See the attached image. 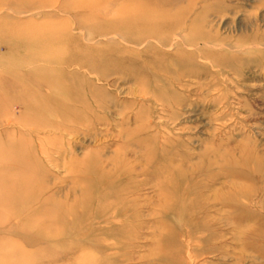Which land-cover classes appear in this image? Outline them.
<instances>
[{"label": "rangeland", "instance_id": "1", "mask_svg": "<svg viewBox=\"0 0 264 264\" xmlns=\"http://www.w3.org/2000/svg\"><path fill=\"white\" fill-rule=\"evenodd\" d=\"M256 23L264 0H0V185L52 209L30 226L0 215V264H264V54L209 46ZM72 88L74 124L55 112ZM91 168L116 191L85 204ZM179 171L188 200L210 199L195 233L161 211Z\"/></svg>", "mask_w": 264, "mask_h": 264}, {"label": "bare ground", "instance_id": "2", "mask_svg": "<svg viewBox=\"0 0 264 264\" xmlns=\"http://www.w3.org/2000/svg\"><path fill=\"white\" fill-rule=\"evenodd\" d=\"M76 61H79V60H76ZM79 62H82V61L80 60ZM72 91L75 94L73 88H72ZM66 93H67V91H66ZM79 97H80V94L79 93H76L75 96L63 98L64 100H66V102L64 103V100H62V102H61L62 104L61 103L58 104V105L56 104V106H55L56 107L55 108L56 115H59V116L62 115L64 117H66L68 115V113L70 114V112H68V110H72L73 113L75 111L81 112L82 110L85 112L84 107H83V109H81L80 106L77 107L78 103L77 104H74L72 102L73 100H78ZM45 103L48 104V105H50V103H53V100L51 99L49 102H45ZM46 104H43V106H40V104L37 103L34 100V101L28 103L27 110L28 111H31V112H39V108L40 107H44V105H46ZM73 109H75V111ZM68 116H69V122H67V123H73V124L76 123L75 119L73 118L74 115H68ZM50 124L53 125V123H50ZM61 124H62L61 122L60 123H57L56 122L55 125H53V126H58L59 127V125H61ZM63 128H64V126H63ZM130 142H131V140H130ZM38 146H39L38 148H40V149L43 148V151H45V148L43 147L42 144H40ZM6 149L3 148L2 150H5L6 151ZM4 154L5 153L0 154V158H2L3 157L2 155H4ZM7 159H9V158H7ZM15 163L16 162H14V164ZM80 163H81V166H82L83 165V162H80ZM94 165H95V163H94ZM209 166H210V163L207 165V167H209ZM7 168L8 167H6V166L0 168V172H2L1 173L2 174L1 177H5L6 178V176H9L8 174H10L11 171L9 170L10 168H8V169ZM81 168H82V173H86V170L87 169L85 168V166H82ZM27 172L21 171V172H18L16 175L25 176V177H27L29 179L31 177H33V172L31 173L32 175L31 174L29 175ZM90 172H92L94 174V176H93V178L91 180L80 179L82 181V184L87 189V191L84 192L85 194H84V197H83L85 204H87V202H89L92 199V197H94L96 194H97L98 197H103V196H109V195L115 193V191H116L115 189L114 190H112V189L110 190L109 188H107L106 185L104 186L105 188L102 187V184L100 182H101V178L102 179L103 178L104 179L106 178V174L105 173H103V175H100L99 172L96 171V168H94V169L91 168V171ZM180 173H181V171L174 172L173 178H175V179H174V184L172 185V188H174L172 190H174V192L170 195V197H167L168 198V202H167L166 205H164L161 208V211H164L166 213L167 212L168 213L171 212L173 214L175 213L176 215H178L179 213L182 214V215H183V213H186V216H185L186 218H184V219H186L187 222L190 221L187 218H189L191 220L192 219L198 220L199 223L201 222L199 224V226H196L195 224H194V226L193 225H190V226L193 227L192 230H194V233H195L196 231H198V229L201 228L200 227L201 224H203V226L207 224V222L205 220L207 218V213H208V210H209L208 201L210 199L206 198L203 201H201L199 199H196V198L195 199H192V200H188L189 197H191V196H193L194 194L197 193L195 191L196 189L193 188V187H195L194 184L196 185V182H195L196 179L194 178V176H189V177L180 176ZM95 174L97 176H100L101 178L96 177ZM244 174L250 175L252 173H244ZM13 175H15V174H13ZM204 181H206V180H204ZM0 186H1V189H2V191L0 193V215H3V217H4V220L3 219L1 220V222H3L1 224L7 223L8 221H14L15 219H22L23 218L25 220V222H26V225L27 226H30L29 224H31V225L33 224V223H30V222H35L38 219V218L35 219V216H38V217H49V216L51 217L52 216V209L49 208L48 205L46 207H44L43 209H40L39 215H36L35 213H32L33 210L32 211L28 210V206L30 205V203L33 202V200L35 198H37L36 195L40 194L41 193V190L34 191V192L33 191L32 192H24L23 189H25V186H27V184L26 183H21V184L19 183V185H17V186H18V188H20V190L9 193V192H5L3 190H8L9 187H14V186H12L11 184H7V183L6 184L5 183H2ZM5 188H8V189H5ZM89 188H94V189H97L98 191H97V193H91L90 190H89ZM181 193L183 195H180ZM213 199H214V201L216 199L221 200V197H213ZM200 206L203 208V209H201L202 211L201 210H200V212L197 211L198 212V213L196 212L197 214H195L194 212H192V210H193L194 207H198V209H199ZM213 206L215 207L216 205H213ZM75 207H76L75 209L65 210L64 211V214L67 217L69 214H71V212L76 213V210L77 211L79 210L80 212L78 214V218H76V221L79 222V221H81L84 218V216L86 217L87 214H85V211L82 212L83 210H81V207L82 206L80 204L77 203ZM89 215H90V213H89ZM120 215H123V214L120 213ZM223 217H225V216H223ZM21 223H22V221H21ZM3 228H5V227H3ZM5 229L8 230L7 227ZM5 229H3V230H5ZM26 229L27 228H25V230ZM12 230H14V229L9 228V233ZM107 230L110 232L109 229H107ZM107 230L101 231L100 234L107 233L108 232ZM25 233H27V232H25ZM0 248H2V247L0 246ZM4 254H5V252H4Z\"/></svg>", "mask_w": 264, "mask_h": 264}, {"label": "clouds", "instance_id": "3", "mask_svg": "<svg viewBox=\"0 0 264 264\" xmlns=\"http://www.w3.org/2000/svg\"><path fill=\"white\" fill-rule=\"evenodd\" d=\"M258 14L247 17L249 21H254ZM257 33H264V27L256 23L251 34L245 38H236L232 34L224 35L219 39L209 42V46L227 52L236 57L250 58L260 54H264V36ZM85 262L91 261L92 264H102V257L98 254H88L82 258Z\"/></svg>", "mask_w": 264, "mask_h": 264}]
</instances>
